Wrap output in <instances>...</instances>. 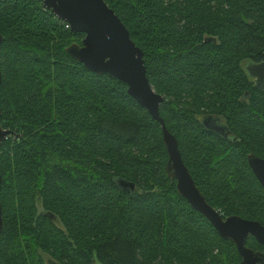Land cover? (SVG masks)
Masks as SVG:
<instances>
[{
	"label": "trees",
	"instance_id": "obj_1",
	"mask_svg": "<svg viewBox=\"0 0 264 264\" xmlns=\"http://www.w3.org/2000/svg\"><path fill=\"white\" fill-rule=\"evenodd\" d=\"M104 1L143 51L161 118L209 205L264 225L248 163L264 159V91L245 70L264 61V0ZM0 34L1 125L13 132L0 152V264L242 263L167 175L161 123L126 84L69 55L83 34L43 0H0ZM247 247L264 253L253 237Z\"/></svg>",
	"mask_w": 264,
	"mask_h": 264
},
{
	"label": "water",
	"instance_id": "obj_2",
	"mask_svg": "<svg viewBox=\"0 0 264 264\" xmlns=\"http://www.w3.org/2000/svg\"><path fill=\"white\" fill-rule=\"evenodd\" d=\"M43 1L45 8L67 24L73 33L85 36L81 46H73L68 50L69 55L92 73L98 76L108 75L126 84L128 94L139 106L146 109L154 120L161 123L164 144L169 155L166 172L172 182L176 184L179 195L213 225L222 239L236 245L243 259L241 264H264V253L255 252L247 247V241L251 237L264 246V225L238 216L224 219L219 211L209 205L183 161L178 140L168 131L161 118L160 108L164 98L157 94L150 84L145 66V55L133 42L121 19L104 0ZM4 40L3 35L0 34V49ZM249 66L251 68L246 70L249 77L256 80V88L264 91V63L250 64ZM2 83L0 60V92ZM1 119L0 100V152L2 145L13 134V132L3 129ZM208 121L210 120H204L207 129H209ZM216 131L223 135V131L226 132V127L221 126ZM248 163L264 188V159L250 155ZM118 184L125 191H134L132 184L125 181H118ZM1 187L0 176V236L5 229Z\"/></svg>",
	"mask_w": 264,
	"mask_h": 264
},
{
	"label": "flooded vegetation",
	"instance_id": "obj_3",
	"mask_svg": "<svg viewBox=\"0 0 264 264\" xmlns=\"http://www.w3.org/2000/svg\"><path fill=\"white\" fill-rule=\"evenodd\" d=\"M264 63V61L263 62H261V63H256V65H258V64H263ZM250 64H255V63H252V62H249V63H245V70H247V68H249L250 66ZM251 68V67H250ZM253 82H254V84L256 85V80H253ZM206 120H210V121H208L207 123H208V125H207V127L210 129H208L209 131H211L212 132V130H213V132L215 133V134H218V135H220L221 133H217V131H216V129H218L219 127H226L224 124H223V122H222V120L221 119H212V118H208V119H206ZM220 136H222V137H224L226 140H232V141H236V137L235 136H233L232 135V132L229 130V128H227L226 127V132L225 131H223V135L221 134ZM250 156V155H249ZM248 156V157H249Z\"/></svg>",
	"mask_w": 264,
	"mask_h": 264
},
{
	"label": "rangeland",
	"instance_id": "obj_4",
	"mask_svg": "<svg viewBox=\"0 0 264 264\" xmlns=\"http://www.w3.org/2000/svg\"><path fill=\"white\" fill-rule=\"evenodd\" d=\"M39 211L41 212V207H39ZM46 263H48L51 259L47 255H43Z\"/></svg>",
	"mask_w": 264,
	"mask_h": 264
}]
</instances>
